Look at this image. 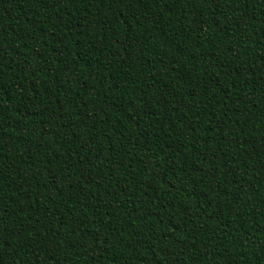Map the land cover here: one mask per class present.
Wrapping results in <instances>:
<instances>
[{"label":"trees","instance_id":"1","mask_svg":"<svg viewBox=\"0 0 264 264\" xmlns=\"http://www.w3.org/2000/svg\"><path fill=\"white\" fill-rule=\"evenodd\" d=\"M0 264H264V0H0Z\"/></svg>","mask_w":264,"mask_h":264}]
</instances>
